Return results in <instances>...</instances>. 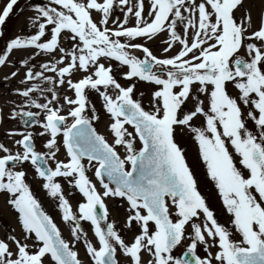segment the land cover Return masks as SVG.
<instances>
[{"label":"snow or ice","instance_id":"snow-or-ice-1","mask_svg":"<svg viewBox=\"0 0 264 264\" xmlns=\"http://www.w3.org/2000/svg\"><path fill=\"white\" fill-rule=\"evenodd\" d=\"M18 3L0 7V71L19 65L0 92V201L16 224L0 264H264V0H32L9 37Z\"/></svg>","mask_w":264,"mask_h":264},{"label":"rangeland","instance_id":"rangeland-1","mask_svg":"<svg viewBox=\"0 0 264 264\" xmlns=\"http://www.w3.org/2000/svg\"><path fill=\"white\" fill-rule=\"evenodd\" d=\"M5 2H6V0H0V7H3ZM36 2H39V0H36ZM30 3H32V0H20L18 5L15 7L14 13H19L20 12L19 8H21V7L26 8V5H28ZM32 15H33V13L31 10H26L23 13L20 12L18 15L13 14L12 16H10L9 20L6 22V24L8 25V29L10 28V32L8 34L6 33L7 36L11 37V36H14V35L20 33L23 29L26 18L31 17ZM20 16H24V18L20 19ZM29 30H30V25H29ZM0 47H3L2 41H0ZM23 58H24L23 53H18L17 56L15 57V59H17V60H20ZM18 68H19L18 64L15 66L10 64L9 67L7 69H5L4 71H6L7 73L10 74L12 71L17 70ZM4 71H0V92L5 91V88L1 87V85L3 83ZM19 74H20V77H23V75H24L23 69H20ZM17 84H18V79L14 80L12 82V84L9 85V87H14ZM139 91H146V89L144 88L143 85H140V86H138L137 95L139 94ZM91 98H92L93 103H95L97 109L100 111V114L102 116V120L96 122L97 127L99 129V132H101L102 134L108 135V133L106 131L107 118H106V116H104L103 111L101 109L102 101L95 94H93ZM8 99L9 100H16L17 97L9 96ZM3 104H4V100L0 99V106H3ZM6 111H7V109H6ZM6 127L11 129L14 127V125L8 124V125H6ZM36 130L38 131L39 129L37 128ZM40 143L41 142H38V148L40 147ZM183 146H185L187 148L188 158H189L190 162L195 163V160H193L194 159V152H195L193 146L190 143H183ZM188 149L189 150L191 149L193 154H191V151L189 152ZM58 157L60 159H64L63 152L59 153ZM195 171H196L197 179L202 185V193L205 194L209 198L210 205L212 206L213 209H215L217 211V214L221 218V222H224L226 220V217L223 215V213L221 211L220 202L216 199L215 193L213 192V190H211L208 185L203 184V181H204L203 170L196 168ZM32 183H33L34 191L36 192L38 198L40 199L42 206L45 208V210L48 212V214H50L53 217L54 222H56L57 225L61 228L63 234L66 237H68L69 228L62 221L61 213H60L59 209L57 208L55 202L51 198L47 197L46 193L39 187L38 181H33ZM65 189L67 191V186H65ZM72 203H73V206L75 207L76 201L73 200ZM118 203H120V202L113 201V200L108 201V205H109L110 209H112L114 217L117 220H122L123 219V209H120L118 207ZM82 223H83V226L86 230L90 229V226L87 222H82ZM15 227H16V224H15V220H14L13 215L4 207L3 201H0V237H2L5 234V231H11V229L15 228ZM79 250H80L81 257H84L83 247H80ZM183 252H184V249L181 248V249H178L175 254L180 256V255H182ZM199 255L204 256L205 253L201 250L199 252Z\"/></svg>","mask_w":264,"mask_h":264},{"label":"bare ground","instance_id":"bare-ground-1","mask_svg":"<svg viewBox=\"0 0 264 264\" xmlns=\"http://www.w3.org/2000/svg\"><path fill=\"white\" fill-rule=\"evenodd\" d=\"M22 15H23V14H22ZM21 18H24V16H20V19H21ZM137 54H139V53H137ZM2 85H3V83H2Z\"/></svg>","mask_w":264,"mask_h":264},{"label":"flooded vegetation","instance_id":"flooded-vegetation-1","mask_svg":"<svg viewBox=\"0 0 264 264\" xmlns=\"http://www.w3.org/2000/svg\"><path fill=\"white\" fill-rule=\"evenodd\" d=\"M6 31V30H5ZM6 33H7V31H6Z\"/></svg>","mask_w":264,"mask_h":264}]
</instances>
